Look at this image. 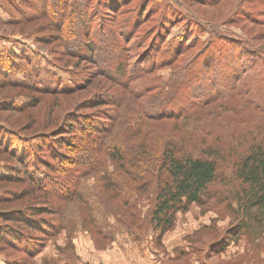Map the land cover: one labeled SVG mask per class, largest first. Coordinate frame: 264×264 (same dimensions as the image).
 I'll list each match as a JSON object with an SVG mask.
<instances>
[{"label":"rangeland","instance_id":"374dc122","mask_svg":"<svg viewBox=\"0 0 264 264\" xmlns=\"http://www.w3.org/2000/svg\"><path fill=\"white\" fill-rule=\"evenodd\" d=\"M0 58V214L47 228L0 219L27 235L0 236V264H264L226 199L264 133V0H0ZM162 133L215 152L218 178L159 235L158 173L133 166Z\"/></svg>","mask_w":264,"mask_h":264},{"label":"trees","instance_id":"16d2710c","mask_svg":"<svg viewBox=\"0 0 264 264\" xmlns=\"http://www.w3.org/2000/svg\"><path fill=\"white\" fill-rule=\"evenodd\" d=\"M11 65L6 64V61L0 58V69L3 70V73H9L7 68L13 69ZM60 137L61 135H57L51 139L59 141L63 146L64 143L59 140ZM191 140V137L185 134L176 139L172 138L169 133H162L156 143L158 155L156 157L154 155V158L157 160H152L147 156L136 158L140 164L144 165L143 172L140 167L133 164V169L139 173L137 176L149 175L150 171L154 169L155 173H158L156 178L158 188L150 214V223L155 231H159V235H163L174 226L177 212L188 210L194 203L204 205L206 203L205 196L214 195L211 193V184L218 178V162L214 158L216 153L209 150L207 157L194 155L188 149ZM159 143H162V148ZM121 147L119 140L110 146L112 158L123 167L125 157L120 150ZM234 168V179L238 183L237 186L234 185L227 191L232 196L226 198L227 205L235 215V228L239 232H247L250 236L257 237L264 233V133L254 135L248 148L241 153L234 164ZM14 170L17 171L16 168ZM6 172L13 175L11 170ZM26 174L34 178L33 171L29 170ZM112 179L111 185L116 187L118 184L115 183L114 178ZM34 180L36 179L34 178ZM148 183L146 181L140 187L145 188ZM129 195L130 193L127 191V196ZM230 199L236 201V206L231 205ZM124 204H128V201H125ZM46 211L50 210H44V212ZM28 212L3 213L0 214V219L30 225L31 228L39 229L41 235L47 234L46 226L35 219V216L41 212ZM1 226L0 236L11 245L18 246L23 241L22 239L27 237L9 224ZM58 226V230L63 227L61 224Z\"/></svg>","mask_w":264,"mask_h":264}]
</instances>
